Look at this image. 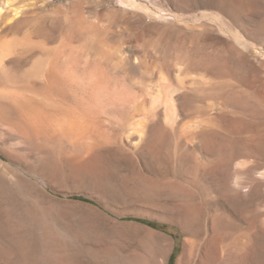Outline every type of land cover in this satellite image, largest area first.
<instances>
[{"label":"rangeland","instance_id":"rangeland-1","mask_svg":"<svg viewBox=\"0 0 264 264\" xmlns=\"http://www.w3.org/2000/svg\"><path fill=\"white\" fill-rule=\"evenodd\" d=\"M140 1L0 0V264H264V0Z\"/></svg>","mask_w":264,"mask_h":264},{"label":"bare ground","instance_id":"bare-ground-1","mask_svg":"<svg viewBox=\"0 0 264 264\" xmlns=\"http://www.w3.org/2000/svg\"><path fill=\"white\" fill-rule=\"evenodd\" d=\"M11 2V0H6V2L5 3H7V4H9ZM121 2H122V4H124V5H127V7L129 6H131V7H134V8H137V9H143V10H146V11H151V12H154V13H157V12H159L160 14H162L161 12V10L157 7V6H155V4H154V6H152V4H150V3H144V2H142V1H140V0H121ZM2 4L3 3H1L0 2V12H1V9H2ZM149 13V12H148ZM153 14V13H152ZM84 111V110H83ZM95 111V110H94ZM84 113V112H83ZM222 221V220H221ZM215 225V224H214ZM217 228V227H216ZM202 231V230H201ZM213 232V231H212ZM225 235V234H224ZM218 238H219V236H217ZM210 238V237H209ZM212 239H213V237H211ZM211 240V239H210ZM221 241V240H220ZM231 241V240H230ZM205 242V241H204ZM213 242H215V241H213ZM215 243H217V242H215ZM208 245H211V244H208ZM206 246L205 245V247L204 248H202V249H200L198 252H197V254L194 256V257H192L191 258V260H190V262H189V260H188V262H189V264H224V261H225V259H224V257L223 256H221L222 254L220 253V254H218L217 253V249L215 248L214 250L212 249V246ZM243 245V244H242ZM204 246V245H203ZM217 247H218V245H217ZM219 248V247H218ZM234 248V247H233ZM169 250V249H168ZM242 250V249H241ZM216 251V252H215ZM250 251V250H249ZM185 252V251H184ZM191 252V251H190ZM233 252V251H232ZM236 252V251H235ZM169 253L170 252H168V251H166L165 252V258H167L166 259V261H165V263L164 264H167V262H168V257H169ZM224 254V253H223ZM229 254V253H228ZM183 255H185V254H183ZM251 256V255H250ZM187 257V256H186ZM188 259V258H187ZM229 259H230V257H229ZM249 260V259H248ZM186 261V260H185ZM182 262V261H181ZM187 262V261H186ZM180 263V262H179ZM181 264V263H180ZM188 264V263H187Z\"/></svg>","mask_w":264,"mask_h":264},{"label":"trees","instance_id":"trees-1","mask_svg":"<svg viewBox=\"0 0 264 264\" xmlns=\"http://www.w3.org/2000/svg\"><path fill=\"white\" fill-rule=\"evenodd\" d=\"M129 219H132V218H129ZM138 221H142V222H145L151 226H158L159 223L158 222H155V221H150V220H145V219H137Z\"/></svg>","mask_w":264,"mask_h":264}]
</instances>
